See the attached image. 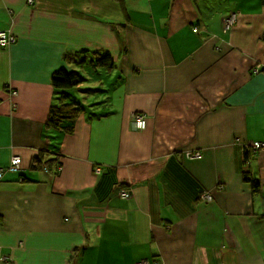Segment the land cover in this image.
<instances>
[{"label": "crops", "instance_id": "1", "mask_svg": "<svg viewBox=\"0 0 264 264\" xmlns=\"http://www.w3.org/2000/svg\"><path fill=\"white\" fill-rule=\"evenodd\" d=\"M0 30V264H264V0H0Z\"/></svg>", "mask_w": 264, "mask_h": 264}, {"label": "trees", "instance_id": "2", "mask_svg": "<svg viewBox=\"0 0 264 264\" xmlns=\"http://www.w3.org/2000/svg\"><path fill=\"white\" fill-rule=\"evenodd\" d=\"M263 40H264V36H263ZM91 55L93 56L90 60L91 66L106 68V69H110L113 67L112 60L108 53L95 51ZM63 61L65 63L67 62L71 64L72 63L81 64L83 63V57L82 56L79 57L77 56V54H65L63 56ZM82 81H83V77L79 75L78 72L75 70L67 71L65 69H59L51 75V84L53 88H55L56 90L58 89L68 90L75 88L79 84H81ZM78 113H79V109H77L75 105H73L72 103H62L58 106H54L50 110L47 125L48 127H53L55 129H63L62 131L68 132L70 131V127H68L64 121H68L69 124H71V122L76 118ZM58 122H61L60 123L61 125ZM58 126L62 128H59ZM252 151H258V150L252 149ZM45 153H46L45 150L40 151L39 154L31 161V166H30L31 170H36V171L44 170L47 172H52L53 168L56 169V167H58L59 169L60 164L57 161L58 159L56 157L48 159L45 157ZM243 180L250 184L252 192H255L258 189V183L255 180L246 176V174L243 175ZM120 191L128 192L127 189H123V188L119 189V192Z\"/></svg>", "mask_w": 264, "mask_h": 264}, {"label": "built area", "instance_id": "3", "mask_svg": "<svg viewBox=\"0 0 264 264\" xmlns=\"http://www.w3.org/2000/svg\"><path fill=\"white\" fill-rule=\"evenodd\" d=\"M28 2H31V0H28ZM236 15H237L236 12H229L225 16V18L223 19V22H222L223 28L225 30H230V28L235 24ZM10 42H13V39L8 37L3 30H0V45H5V44H8ZM133 122H134V127L137 130H142L146 126L145 118L140 114H135L133 116ZM263 147H264V142H256V143H253L250 148H252L253 150H259ZM186 157H188V158H199L200 155L199 154L193 155V154L187 153ZM19 166H20V157L18 155L11 156L10 162H9L7 168L6 169L0 168V178L5 171H16L19 169ZM119 195L121 197H127V196H129V193L125 192V191H120ZM200 197L203 201H211L212 200L211 196L207 193L202 194ZM133 264H149V263L147 261L141 260V261H136Z\"/></svg>", "mask_w": 264, "mask_h": 264}, {"label": "rangeland", "instance_id": "4", "mask_svg": "<svg viewBox=\"0 0 264 264\" xmlns=\"http://www.w3.org/2000/svg\"><path fill=\"white\" fill-rule=\"evenodd\" d=\"M85 77L86 78H92L90 75H88V74H85ZM101 77H103V76H101ZM101 79V78H100ZM86 86V85H85ZM86 87H88V86H86ZM93 87H97V86H95V84H92V85H89V88H93ZM13 95L15 94V91H13V93H12Z\"/></svg>", "mask_w": 264, "mask_h": 264}]
</instances>
